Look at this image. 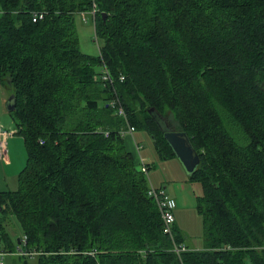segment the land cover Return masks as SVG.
<instances>
[{"label":"trees","instance_id":"trees-1","mask_svg":"<svg viewBox=\"0 0 264 264\" xmlns=\"http://www.w3.org/2000/svg\"><path fill=\"white\" fill-rule=\"evenodd\" d=\"M0 8V83L14 94L9 113L26 151L17 188L0 191L11 264H264V0ZM37 11L44 16L33 21ZM79 13L93 17L97 56L80 50ZM128 124L168 156L164 132L188 134L200 158L188 178L202 187V248L184 241L176 220L173 240L163 233L125 143ZM11 215L20 236L6 228ZM174 244L186 249L177 254Z\"/></svg>","mask_w":264,"mask_h":264},{"label":"rangeland","instance_id":"rangeland-1","mask_svg":"<svg viewBox=\"0 0 264 264\" xmlns=\"http://www.w3.org/2000/svg\"><path fill=\"white\" fill-rule=\"evenodd\" d=\"M90 15L89 13L76 14L75 24L80 50L86 54L97 56L100 40L95 39L93 17L91 18ZM83 18L87 20L83 21ZM10 90L0 83V126L8 131H10L11 126L14 127V125L7 126L8 123H6L8 120L13 122L11 114L5 107V102L11 95ZM132 135L133 137L126 134L125 143L127 148L134 153L137 163L139 156L135 143L139 146L140 156L149 165L146 176L147 184L149 185L150 182L157 189L165 187L166 193L176 200L174 215L181 233L186 237L184 241L195 249L202 248V217L196 208L197 196L202 194L200 183L191 181L188 178L187 172L176 157L158 152L151 136L146 131L136 128ZM129 142L131 144H127ZM22 147V149L19 148L16 140L11 139L8 144V151L4 155L6 157L0 158V191L15 190L17 188V175L26 162V151L24 146ZM6 228L13 237L22 234L19 223L12 215L7 218ZM4 261L5 264H11V257H5ZM32 262L34 264L33 260ZM17 264H19V261Z\"/></svg>","mask_w":264,"mask_h":264},{"label":"built area","instance_id":"built-area-1","mask_svg":"<svg viewBox=\"0 0 264 264\" xmlns=\"http://www.w3.org/2000/svg\"><path fill=\"white\" fill-rule=\"evenodd\" d=\"M5 10L0 8V14L4 13ZM82 14V13H81ZM91 14H94V9L91 11ZM44 16V13L41 11L33 12L32 14V20L36 21L38 19H41ZM85 18H83L84 20ZM101 79L104 81L111 82L112 79L110 77V74L105 66H102L101 69ZM98 78V76H97ZM121 79H123V76H121ZM111 104H115V101H111ZM117 112L125 117V112L121 106H117ZM134 131V128L131 125H127L125 130H122V133L124 134H132ZM11 134V131H8L6 129L1 128L0 126V158H2L5 155V144H6V138ZM139 149V146H137ZM139 166L140 170L147 176L148 169L147 164L142 158H139ZM147 194L153 198V200L156 202L157 208L160 213V217L162 220V231L166 235H168L173 240V224L175 221V215H174V209L176 208V200L166 193L164 188H155L153 185L149 184L147 188ZM21 242L23 244L26 242V236H23L21 239ZM185 246H177L174 244L173 250L179 254L180 251L185 250ZM15 254L18 255H29L34 256L36 252L30 251V250H24L17 248ZM11 255L10 252L5 251L0 246V264H5V257Z\"/></svg>","mask_w":264,"mask_h":264},{"label":"water","instance_id":"water-1","mask_svg":"<svg viewBox=\"0 0 264 264\" xmlns=\"http://www.w3.org/2000/svg\"><path fill=\"white\" fill-rule=\"evenodd\" d=\"M6 109L10 112L15 109V97L11 93L5 102ZM174 156L180 161L187 175L190 176L198 167L200 158L193 147L188 134L180 130H168L163 134Z\"/></svg>","mask_w":264,"mask_h":264},{"label":"crops","instance_id":"crops-1","mask_svg":"<svg viewBox=\"0 0 264 264\" xmlns=\"http://www.w3.org/2000/svg\"><path fill=\"white\" fill-rule=\"evenodd\" d=\"M9 121V120H8ZM6 122V123H8V125L7 126H10V125H14V127H10V131H11V134L6 138V144H5V155H6V152L8 151V144H9V142H10V140L12 139H15L16 140V142H17V144L19 145V148H23L22 146H24V143H23V139H22V137L20 136V135H18L17 133H16V128H15V124H14V121L13 122H11V121H9V122ZM1 125H3V124H1ZM14 135H17L16 137L14 136ZM131 135V137H133V135L132 134H130ZM127 142V141H126ZM127 144H131L130 142L129 143H127ZM135 148H136V151L138 152V159L139 158H142L141 156H140V154H139V149L137 148V145H136V143H135ZM131 151V150H130ZM132 152V151H131ZM133 153V152H132ZM133 155H134V153H133ZM6 156H3L2 158H5ZM1 158V159H2ZM143 160H144V158H142ZM145 161V160H144ZM145 163L146 164H148L146 161H145ZM149 184H151L152 185V183H150L149 182ZM165 188V187H164ZM176 220V219H175ZM193 248V247H192Z\"/></svg>","mask_w":264,"mask_h":264}]
</instances>
